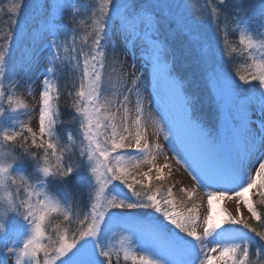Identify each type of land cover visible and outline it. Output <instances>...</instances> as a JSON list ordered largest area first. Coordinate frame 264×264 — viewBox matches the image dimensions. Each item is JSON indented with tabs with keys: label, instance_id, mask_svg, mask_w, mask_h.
<instances>
[{
	"label": "snow or ice",
	"instance_id": "snow-or-ice-1",
	"mask_svg": "<svg viewBox=\"0 0 264 264\" xmlns=\"http://www.w3.org/2000/svg\"><path fill=\"white\" fill-rule=\"evenodd\" d=\"M226 3L218 0L220 6ZM6 11L9 25L15 27L0 36V144L23 149L35 161L42 178L33 186L24 175H12L13 164H5L0 152V188L10 182L17 185V191L23 187L25 192L19 200L10 196L0 212V264H8L13 257L14 264H42L41 257L43 264H113L114 252L117 257L122 253L123 260L131 264H264V229L252 227L243 213L232 216L220 205L224 200H238L257 221L261 220L250 193L259 189L264 195V41L251 34L248 13L264 16V3L251 6L247 0L237 2L235 28L241 51L248 53L250 63L235 72L225 66V58L237 48L221 29L222 8L213 0H208L207 11H193L184 0L179 4L170 0H99L86 37L78 36L83 22L77 23L74 0H11ZM3 12L5 9L0 8ZM220 32L221 40H217ZM116 34L126 42L145 46L153 94L159 97L153 123L175 153L176 162L182 163L197 185L207 191L203 235L196 231L200 220L196 206L187 212L178 211L172 190L165 194L159 188L153 190L149 173H144L147 184L130 179L132 168L155 160L143 124L141 87L147 73L136 74L133 64L131 87H125L127 93L135 92L137 105L134 143H126L132 132L125 122L117 124V114L129 97L124 95V103L117 104L105 95L107 48ZM89 38L91 43L85 51L81 45ZM13 49L20 53L22 68L29 71L45 62L38 134L20 122V115L27 114L26 104L6 96L4 90ZM67 65L80 72L78 84H72L67 97L86 146L76 164L65 165V146L57 124L62 95L58 79ZM12 68L14 71V65ZM200 80L211 85L207 103L214 109L216 123H206L198 115L201 98L188 94L189 85L198 86ZM170 104L178 107L183 123L212 149L207 166L191 161L175 127L166 122ZM257 114L258 120L253 119ZM124 115L127 117V109ZM5 121L9 122L7 127ZM229 142L233 154L225 155L224 145ZM30 147L42 150L43 163ZM155 148L161 151L159 144ZM53 157L54 164L50 162ZM81 162L89 173L85 179L94 188L89 211L78 220L81 227L74 234L70 236L67 229L57 225L58 241L55 245L45 243L50 239L47 222L52 214L71 219L68 209L46 191L48 180L73 177ZM155 171L156 179H164L163 168ZM13 215L26 221L28 227L10 225ZM117 230L128 233L121 237L118 250L110 239Z\"/></svg>",
	"mask_w": 264,
	"mask_h": 264
},
{
	"label": "rangeland",
	"instance_id": "rangeland-1",
	"mask_svg": "<svg viewBox=\"0 0 264 264\" xmlns=\"http://www.w3.org/2000/svg\"><path fill=\"white\" fill-rule=\"evenodd\" d=\"M229 1L230 0H227L228 4L226 6L231 7L232 10L227 11L218 4V0H213L216 6L222 8L219 17L221 29L227 31L229 42L237 48V51L232 53L230 58H225V66L233 72H235L236 70L243 71L246 68L247 64L250 63V61L247 60L248 53L246 51H241L242 46L239 44V31L235 28V8L238 0H231L230 2ZM10 2L11 0H0V8L5 9V12L0 13V36H3L4 33L9 30V27H15L14 25H9L10 17L8 16L6 11ZM29 2H31V0H29ZM74 2L77 4V23H80L81 21L83 22L77 29L78 36L86 37L88 36V33H90L89 27L91 29L92 13L99 7V0H74ZM170 2L179 4L181 0H170ZM184 2L190 5L191 10L193 11L196 9L207 11L208 0H184ZM229 3H231V6ZM260 3H264V0H247V4L251 6H256ZM25 11L27 12L28 10ZM22 19L23 18H21V22ZM248 27L254 39H256L257 41H264V16L260 15L258 12L248 13ZM221 36L222 32L217 34L216 39L221 40ZM0 43H3V40H0ZM85 47L86 46L84 45V49ZM12 52L14 54V59L10 62V66L6 68L5 77L3 80L4 90L6 96H12L13 99L18 98L26 104L27 108L25 111L27 114L20 115V122L31 127L33 131L38 134V111L40 107L41 77L43 75L45 62H41L39 65L34 66L29 71L28 69L22 68L20 53L15 49H13ZM218 56L219 53L217 52V57ZM133 64H135L136 74H139L141 72L147 73L146 77L143 78L144 84L152 80L151 64L148 60V53L145 50L144 44L142 42L135 41L126 42L119 34L114 35L112 37L111 44L107 48V65L104 77L105 95L108 96L109 99H115L117 104L124 103V95H128L129 97L128 101L124 103V106L120 108L119 113L117 114V124L120 125L122 124V121L125 122L129 130L132 132V136L129 137V140L126 141V143H134L133 138L135 135V130L133 128V122L136 119L137 114L135 92L127 93L125 91V87H131L130 80L132 78ZM13 65L15 67L14 71L12 68ZM70 67L73 68L71 65ZM113 69H115V71H113ZM74 70H77L78 73H80L79 69ZM201 83L203 94H201L200 100L204 99V102H199V104L202 105L201 110L205 111L204 108L207 107L208 111L210 112L209 123H216L217 121L214 114V109H210L207 103V94L209 91H211V85H206L203 80H201ZM148 84L151 85V83ZM70 104L71 101L69 102V107ZM4 105L5 107L7 106V99H5ZM173 105L175 110L179 112L178 107L175 104ZM125 109H127V117H125L124 115ZM113 110L115 111V108ZM65 117H68L66 118L68 122H61L57 124V133L60 138V142L65 146V150L63 152V162L65 163V165L76 164L80 159V150L86 146V142L83 141L77 114H68ZM73 118L74 123H70ZM179 118L180 121L183 122L180 112ZM253 119L258 120V114L255 115ZM8 125L9 122L5 121L4 127H7ZM183 125L185 126V130L188 131L189 134L193 133V129L187 127L184 123ZM121 131H123L122 126ZM194 133L197 134L196 132ZM157 135V144L160 145L161 149L165 148L163 134L159 133ZM69 137L71 138L69 139ZM200 141L206 147L207 154L212 155V149L201 139ZM155 146L153 149L155 160L151 162H141L138 167L132 168V176L130 177V179L134 177L135 179L143 180L145 184H147L144 173H149V175L153 177V190L155 188H159L161 194H165L169 189L172 190L173 199L176 201V208L178 211L187 212L188 209L192 207V200H196L197 204L203 205V214L199 215L200 224H197L196 226V231H198L199 234L203 235V230L205 227L204 221L206 220L208 215V206L206 205L208 199L207 191L197 185V183L192 179L191 175L182 163L179 166L180 176L176 175L174 171H171L170 169L165 167V165L159 164L157 160L158 154ZM29 151L38 154L40 156V162L43 163L42 150L38 151L34 147H30ZM0 152L4 153L2 159L5 164H13L12 175L17 177L19 175H24L27 178L28 184H31L33 186L39 185L42 178L41 174L36 167L35 161H33L30 156H27V154L24 153L23 149H20L19 147H16L14 145L9 146L8 144H0ZM224 152L225 155L233 154V148L230 142L224 145ZM12 157H17V159L13 161ZM50 162L54 164L55 158H51ZM193 162L199 164L200 166L208 165L199 163L197 161ZM156 168H163L164 179H156L158 175V173L155 171ZM88 175L89 173L85 170V167L81 162L79 171L74 173L73 177H70L67 180L63 181L59 179L49 178L46 191L50 195L57 198L60 201L62 207L68 209L71 219L66 221L64 220L63 216L56 213L52 214L47 222V236L50 239L45 240V243H51L53 245L56 244L60 235V232L57 231V225H59L60 229H67L70 236L81 227L78 223V220L82 219L83 216L86 215L89 211L91 198L94 195V188L89 185L87 180L85 179V177ZM71 183L74 184V186H70ZM260 191L261 190L259 189L253 190V192L250 193V196L253 198L255 207L258 206L260 210L264 211V203H262V201H264V195H260ZM10 196L17 200L24 198V188L21 187L17 191V185H13L10 182L6 188H0V212L4 211V209L6 208L7 201ZM220 205L230 215L239 216L241 213H243V218L248 221V223L252 227H255L256 224L259 223L258 229H264V217L260 221H257L248 212L247 207L241 204L238 200H224L220 202ZM257 212L259 211L257 210ZM9 224L12 226L23 225L24 227H28L26 221L15 215L10 218ZM124 235H128V233L117 230L115 236H112L110 238L111 244L114 249H119V241ZM2 239L3 237H0V240ZM9 243H12L11 238L9 239ZM161 255H164V253L161 252ZM252 258L255 259V257ZM115 260H123V254L120 253L119 257H117L116 252H114L113 261ZM41 262L43 264V257H41ZM8 264H14V257L9 259Z\"/></svg>",
	"mask_w": 264,
	"mask_h": 264
},
{
	"label": "bare ground",
	"instance_id": "bare-ground-1",
	"mask_svg": "<svg viewBox=\"0 0 264 264\" xmlns=\"http://www.w3.org/2000/svg\"><path fill=\"white\" fill-rule=\"evenodd\" d=\"M148 83H151V85ZM148 83H145L141 87V91H143L141 93L145 101V115H144L143 124L146 129V139L148 140L149 144L152 145V149H154V146L157 144V136H158L157 134L159 133L157 132L156 125L153 123L152 117L156 116L157 101H159V97H156L153 94L152 80L148 81ZM149 112H151L152 114L151 116H149ZM166 122H170L175 127V130L182 141V147L184 151L189 154L191 160L197 161L202 164H209L211 155L207 154L206 147L202 144L198 135L194 133L195 132L194 130L192 134L191 133L189 134L188 131L185 130L184 128L185 126L183 125V122L180 121L179 112L175 110L173 104H170L169 106V111L166 114ZM133 128L134 130H136L135 124H133ZM164 144H165L164 145L165 148L162 149L160 148L161 151L157 152L158 163L165 165V167H167L171 171H174L176 175L180 176L179 166L181 163L176 162L177 157L175 153H173L170 150L168 142L164 140ZM195 201L196 200L191 201L192 207L196 206L198 210V214L199 215L203 214V210H204L203 205L197 204V201L196 202ZM206 205L208 206L207 203ZM198 224H200V222H198Z\"/></svg>",
	"mask_w": 264,
	"mask_h": 264
},
{
	"label": "trees",
	"instance_id": "trees-1",
	"mask_svg": "<svg viewBox=\"0 0 264 264\" xmlns=\"http://www.w3.org/2000/svg\"><path fill=\"white\" fill-rule=\"evenodd\" d=\"M227 4L228 3H226V5ZM229 4L231 6V3H229ZM226 5L221 6V7L224 8L225 10H227V11L232 10L231 7H228ZM89 30L91 32L92 29H90V27H89ZM90 43H91V40L89 38L88 43L82 44L81 46L84 48V45H85L86 46L85 47V51H87L88 50V45ZM79 75H80V73H78L77 70L75 71L73 68H71L70 65H68V67L66 66L64 69H62V72L59 75L58 86L60 87V90H61V93H62L61 99L59 101V111H60V117H59V121L60 122L59 123L68 122V120L66 118H68L69 116L68 117H65V116L68 115V114L69 115L70 114H74V111L69 107V102L71 101V99L69 97H67V91L71 90V87H72L73 83H77L78 84ZM201 86H202L201 80L198 82V86L194 87L192 85H189L188 94L189 95H197V96H199L201 98V94H203ZM199 102H204V99L200 100ZM204 110L205 111L200 109V111L198 112V115H200L206 123H209L210 112L208 111L207 107L204 108ZM70 123H74V118L71 120ZM70 186H74V184L71 183ZM256 208L259 211L258 213L260 214L261 219H262L264 217L263 216L264 215V211L260 210V208L258 206H256ZM258 224H256V226H255V228H257V229L259 228ZM113 264H131V263L130 262H125L123 260H118V261L115 260V261H113Z\"/></svg>",
	"mask_w": 264,
	"mask_h": 264
}]
</instances>
